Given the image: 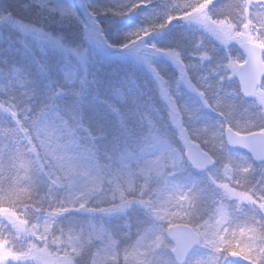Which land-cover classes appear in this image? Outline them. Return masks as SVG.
Returning <instances> with one entry per match:
<instances>
[{
	"label": "snow or ice",
	"instance_id": "6c2138e0",
	"mask_svg": "<svg viewBox=\"0 0 264 264\" xmlns=\"http://www.w3.org/2000/svg\"><path fill=\"white\" fill-rule=\"evenodd\" d=\"M0 264H264V0H0Z\"/></svg>",
	"mask_w": 264,
	"mask_h": 264
},
{
	"label": "rangeland",
	"instance_id": "374dc122",
	"mask_svg": "<svg viewBox=\"0 0 264 264\" xmlns=\"http://www.w3.org/2000/svg\"><path fill=\"white\" fill-rule=\"evenodd\" d=\"M126 22H127V20L123 21L122 23H126Z\"/></svg>",
	"mask_w": 264,
	"mask_h": 264
}]
</instances>
